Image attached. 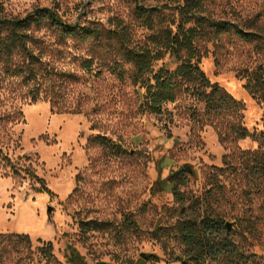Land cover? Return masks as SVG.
I'll return each mask as SVG.
<instances>
[{
	"label": "rangeland",
	"instance_id": "obj_1",
	"mask_svg": "<svg viewBox=\"0 0 264 264\" xmlns=\"http://www.w3.org/2000/svg\"><path fill=\"white\" fill-rule=\"evenodd\" d=\"M168 2L142 4L157 9L163 18L161 28L173 29L178 15L174 5L164 7ZM0 4L12 17H24L38 6L52 7L67 22L103 34L100 40L75 37L62 42L50 28L41 33L49 45L48 60L79 77L68 82L67 97L71 103H81V114L53 113L45 98L34 103L14 99L10 79L0 66V114L14 112L21 120L10 133L12 140L0 141V149L22 172L13 174L12 164L4 167L0 157V234L31 239L30 247L10 244L7 253L0 248V264H56L41 255L47 243L59 264H70L71 245L75 264L139 259L143 264H182L168 262V254L179 253L178 245L171 242L165 248L151 237L157 223L170 220L177 206L169 181L176 172L182 191L191 197H203L215 176H221L226 199L216 208L231 223L244 250L254 255L249 264H264V194L256 182L245 190L247 180L238 158L232 159L236 170L224 176L216 170L224 167L227 155L236 152L238 157L240 150L253 151L259 144L251 138L222 144L214 127L201 123V103L187 93L166 104L160 114L144 107V90L133 82V66L111 47L117 43L107 39L123 26L133 47L151 44L152 32L138 19L134 0H0ZM206 14L255 34L251 43L234 31L213 37L205 42L200 67L212 83L244 103L243 125L251 133H262L264 103L247 84L264 70V0H208ZM89 58H94L91 70L83 67ZM116 62L124 78L114 71ZM163 66L172 71L178 62L167 55L155 63L154 71ZM21 167L31 168L42 182ZM127 216L135 218L137 231L121 226ZM82 221L112 225L86 233Z\"/></svg>",
	"mask_w": 264,
	"mask_h": 264
},
{
	"label": "trees",
	"instance_id": "obj_2",
	"mask_svg": "<svg viewBox=\"0 0 264 264\" xmlns=\"http://www.w3.org/2000/svg\"><path fill=\"white\" fill-rule=\"evenodd\" d=\"M136 13L143 26L151 34L149 46L133 47L126 28L114 31L107 38L115 41L111 47L133 66L132 79L142 92L144 107L160 114L168 103L177 101L183 93L195 98L204 108L201 123L211 125L217 131L222 144H236L241 140L251 138L259 144L256 150H240L225 157L224 167L216 168L222 176L224 173L236 170L232 159L238 158L242 172L250 183H257L260 193L264 194V132L251 133L243 125L245 105L235 99L224 88L207 77L200 67L204 55L205 42L213 37L234 31L236 36L251 43L255 34L246 32L237 26H232L221 20L208 16V0H169L165 8L175 6L177 19L173 22L175 28H161L162 16L157 9L142 4L143 0H134ZM174 3V4H173ZM123 27V28H122ZM44 28H50L58 34V41L79 37L81 41L100 40L103 34L98 29L82 28L69 23L60 15L57 9L48 6L35 7L24 17L6 15L0 4V66L9 78L8 89L14 99L26 98L31 103L45 98L50 102L53 113L81 114L80 102L68 101L69 81L77 82V74L59 70L48 60L49 45L41 35ZM169 55L178 62L174 70L163 66L154 71L155 63ZM94 58L85 59L83 67L91 70ZM114 71L124 78L118 62ZM247 89L264 103V70H259L250 78ZM17 119V113L0 114V141L12 140L10 133ZM106 141L104 137H99ZM0 157L5 162L4 167L12 164L13 174L20 176L10 157L0 149ZM21 169L37 181L42 180L31 168ZM215 176L211 188L203 197H191L182 191L183 183L178 172L169 177L177 206L171 210L170 220H160L151 231V237L162 243L165 248L168 243L180 247L179 253L168 254V262L182 264H249L252 256L244 250L235 236L234 229L228 228L226 216L218 211L221 200L226 199V185ZM222 183H218V181ZM83 232L110 229L111 223L81 222ZM127 231H137L138 224L134 217L127 216L121 225ZM119 233H123L121 230ZM26 245L30 247L28 235L0 234L1 252L7 253V245ZM74 246H68L67 258L70 264H75ZM47 263L59 264L54 256L53 246L47 243L40 249ZM154 257V256H153ZM148 258V257H147ZM143 260L126 261L119 264H143Z\"/></svg>",
	"mask_w": 264,
	"mask_h": 264
},
{
	"label": "water",
	"instance_id": "obj_3",
	"mask_svg": "<svg viewBox=\"0 0 264 264\" xmlns=\"http://www.w3.org/2000/svg\"><path fill=\"white\" fill-rule=\"evenodd\" d=\"M185 170L187 171V172H191V169L188 167V166H185ZM52 209H50L49 211H51ZM227 227L228 228H230L231 227V223H227ZM142 256H143V254H142ZM101 264H106V263H101Z\"/></svg>",
	"mask_w": 264,
	"mask_h": 264
}]
</instances>
